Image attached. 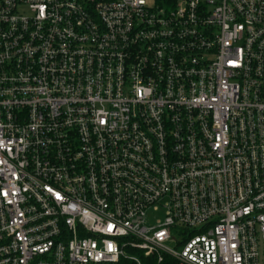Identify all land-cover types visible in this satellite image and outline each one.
<instances>
[{"label": "built area", "instance_id": "obj_1", "mask_svg": "<svg viewBox=\"0 0 264 264\" xmlns=\"http://www.w3.org/2000/svg\"><path fill=\"white\" fill-rule=\"evenodd\" d=\"M0 264H264V0H0Z\"/></svg>", "mask_w": 264, "mask_h": 264}, {"label": "rangeland", "instance_id": "obj_2", "mask_svg": "<svg viewBox=\"0 0 264 264\" xmlns=\"http://www.w3.org/2000/svg\"><path fill=\"white\" fill-rule=\"evenodd\" d=\"M169 246H172V245H169Z\"/></svg>", "mask_w": 264, "mask_h": 264}]
</instances>
